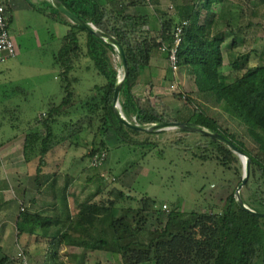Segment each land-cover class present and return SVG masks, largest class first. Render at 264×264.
Wrapping results in <instances>:
<instances>
[{"label":"trees","instance_id":"obj_1","mask_svg":"<svg viewBox=\"0 0 264 264\" xmlns=\"http://www.w3.org/2000/svg\"><path fill=\"white\" fill-rule=\"evenodd\" d=\"M61 1L73 13L91 23L97 31L111 34L124 47L128 74L121 86L119 105L125 117L143 127L163 121H177L176 118L159 113L155 107L143 106L133 92L140 74L150 63L153 51L159 50L162 43L150 36L149 29L145 30L146 26L152 29V16L128 14L110 5L117 0ZM152 1L145 0L143 3L152 4ZM137 2L140 3L141 0H132L130 5L138 4ZM2 4L10 12L7 3ZM31 4L42 11L46 10L43 8L45 4L49 5L51 15L68 25L69 29L63 36L61 48L54 55L55 63L61 68L62 98L60 101L51 99L42 113L30 118L22 126L15 125L25 134V161L29 163L37 159V170L40 172L50 151L60 145L76 143L79 135L95 124L100 125L99 129L104 134L110 133L106 137L110 144L102 139L99 148L91 150L90 157L103 149L107 151L108 146L128 145L141 149L157 147L158 142L154 136L161 135L165 130L132 129L116 114L114 93L118 78L124 75V71L119 72L112 60L111 53H118L115 46L99 34L89 32L69 20L52 1ZM204 7L203 4L196 9L193 0H182L175 16H168L156 9V13L160 14L159 37L164 40L170 38L178 24L188 21L178 50L181 68L192 75L194 68L200 70L205 90L215 96L216 102L222 104L226 113L246 128L256 147L249 149L244 141L239 140L230 130L221 128L217 120L199 106L194 107V114L186 123L221 133L245 153L249 159V177L243 190L250 193V197L246 198L241 193V198L251 209L264 214V63L250 67L248 57L244 55L231 63L239 75L227 78L221 72V45L225 38L209 36L207 25L200 21ZM163 16L166 18H162ZM83 60L92 62L100 79L90 86L88 94L76 100L71 82L78 80L76 77L70 79L69 76ZM243 69L244 72H240ZM177 94L179 98H185L183 94ZM187 100L192 102L191 98L187 97ZM200 135L204 141L197 142L194 146L201 151L195 157L203 160L211 158L226 168L239 161V154L227 145L206 134ZM143 154L146 155L147 152ZM124 173L125 171L117 175V178L121 179ZM110 193L115 196L114 200L108 198L96 201L88 198L80 203L76 217L70 220V230L81 233L78 237L70 232L61 233L60 230L50 235L55 220L25 210L21 212L17 223L18 232L33 234L39 229L42 238L50 239L43 264L63 263L60 255L63 243L76 245L85 251H108L129 264H187L188 260L192 261V257L193 264H264V216L241 207L235 192L228 194L220 212L192 211L182 218L180 212L171 210L165 227H157V234L149 242L140 238V221H130L127 217L128 213L135 211L132 207L128 208V213L119 217L118 202L132 200L133 195L118 188ZM139 200L141 205L136 213L148 212L141 216L142 221H147L150 213L156 214V219L163 214L155 199L144 195ZM178 218L179 229L174 232ZM0 264H15V261L10 256H3Z\"/></svg>","mask_w":264,"mask_h":264},{"label":"rangeland","instance_id":"obj_2","mask_svg":"<svg viewBox=\"0 0 264 264\" xmlns=\"http://www.w3.org/2000/svg\"><path fill=\"white\" fill-rule=\"evenodd\" d=\"M32 1L40 4L51 0H17L13 6L10 31L17 46V54L0 65V68H5L0 69V125L5 122L3 126L7 123L24 125L27 120L42 113L51 99L56 98L60 101L63 96L61 68L55 63L54 55L61 48L63 36L68 32L69 26L51 15L49 5L45 4L43 8L46 10L42 11L37 8L38 6H32ZM131 1L117 0L110 5L128 14H135L138 12L136 7L141 6L145 0L135 5H130ZM179 3H182V0H153L148 10L153 12L158 8L160 12H165L168 16H175L173 14ZM171 5L173 8L170 7ZM159 18H156L158 24ZM151 27L152 29L146 26L145 30L149 29L150 36L159 41L160 37L156 28L158 25L155 26L156 29L153 25ZM111 57L119 72L122 73L124 69L118 53H111ZM166 63L169 68L167 60ZM96 73L92 62L83 60L78 69L70 74V79L76 77L78 80L71 82L76 100L88 94L87 90L90 86L100 79ZM180 74L182 90L191 95V97L189 95L186 98L181 97L183 104L180 112L182 115H185L188 110L185 105L191 110H194L196 105L205 111L210 109L212 111L209 113L215 116L221 128L230 130L239 140L244 141L249 149L256 147L246 128L226 113L222 109V104L203 97L200 101L193 102V77L189 76L186 71L184 76L183 70L182 73L180 71L179 77ZM187 97L191 98V103L188 102ZM142 105L151 108L152 104L146 99L142 101ZM152 107H155L159 113L180 121V117L178 118L173 113V109L162 102L157 101L156 106L152 105ZM99 128L100 125L95 124L83 131L76 139L74 144L76 160L61 157V154L69 153L70 148L66 144V147H60L55 153V160L52 163L57 162L60 165L57 171L65 177L61 184L73 183V186L83 189L85 193L97 191L96 195L99 197L97 201H105L108 198L114 200L115 196L110 193L114 188L123 189L133 195L132 200L118 202L119 217L128 213V208L132 207L135 211L131 210L132 213H128L127 217L130 221L133 219L134 222L140 221L138 222L142 226L140 238L145 242H149L157 234L155 231L157 227H165L167 215L171 210L180 212L182 218L192 211L203 213L222 211L228 194L232 192L236 194L242 182L245 167L240 155L239 161L233 162L230 168L223 167L211 158L203 160L195 157V154H200L201 151L194 146L197 142H203L204 138L199 132L181 131L179 128L166 129L161 135L154 136L158 145L152 149H141L128 145L108 146L105 163L99 167H91L89 155L91 150L98 149L102 139H106V142L110 144L106 138L110 133L104 134ZM145 151L146 155L143 154ZM78 168L79 172L76 171ZM62 169L63 171H60ZM123 171L125 173L121 179H118L117 175ZM243 188L240 195L243 193L246 198L250 197V193ZM144 195L155 199L157 207L162 208L163 214L159 219H156V214L150 213V218L144 222L141 216L148 212L136 213V209L141 205L139 199ZM179 222L180 218L175 222L174 232L178 231ZM10 238L17 242L20 238L22 241V237L18 236L15 231L12 232ZM126 238L129 239V237ZM44 245L41 254L39 252L32 258L33 260L30 256L28 257L30 264L44 263L49 242ZM62 249L64 246H61ZM66 252L60 251L62 264H129V262L124 263L125 259L108 251H88V256L83 257L84 254H82L77 260L67 255ZM14 261L16 264L15 258ZM187 264H193V257L192 261L188 260Z\"/></svg>","mask_w":264,"mask_h":264},{"label":"crops","instance_id":"obj_3","mask_svg":"<svg viewBox=\"0 0 264 264\" xmlns=\"http://www.w3.org/2000/svg\"><path fill=\"white\" fill-rule=\"evenodd\" d=\"M2 2L7 3L10 8L11 27L12 10L17 0H0V3ZM193 2L196 9L203 4L205 6L202 9L200 21L207 25L209 36L218 35L225 38L221 45L223 55L221 72L227 78L232 79L237 74L239 75L231 63L235 59L238 61L244 55H247L250 67L264 63V0H193ZM151 5V3L145 2L141 6H137L138 12L135 14L152 15L151 23L154 22L152 25L154 29L157 28L158 33L159 24L157 22L158 15H156L158 8L151 12L148 10ZM156 7L159 6L156 5ZM170 7L173 8L172 5ZM176 14L177 10L173 15ZM155 23L158 25L156 28ZM0 69L4 70L5 68ZM182 70L185 76V71L187 73L188 71L181 68V73ZM194 70L193 75L188 73L193 77V102L200 101L201 97L216 102L215 96L205 90L200 70L198 68H194ZM244 70H240V72H244ZM178 78L181 83V74ZM171 80L172 76L166 63V55L157 49L153 51L149 65L140 74L133 92L141 104L146 99L154 106L157 101L162 102L165 106L173 109V113L178 118L180 117V121L187 122L192 118L194 110L185 105L188 110L185 115H182L180 112L183 104L181 98L169 90ZM167 83L169 84L167 85ZM182 93L185 98L188 95L191 97L184 90ZM210 111L212 110L209 109L206 112L216 119L213 114L209 113ZM4 121L6 120L4 119ZM3 123L0 125V258L10 256L16 259L19 251L22 250L27 257L30 256L32 259L39 252L40 254L43 252L44 244L50 242V239L42 238L39 229L33 234L26 232L19 234L17 223L20 220L22 206L25 207V211L31 214H39L55 220L51 226L50 235L60 230L61 233L70 232L74 237H78L81 233L77 230H70V220L76 217L82 201L88 198L97 201L99 197L96 195L97 191L85 193L83 189L73 186V183L61 184L65 177L57 171L60 169V165L57 162L54 164L52 162L55 160V153L58 149L66 147L65 145L57 146L53 151H50L46 157V164L38 172L37 159H33L29 163L25 161L23 155L24 132L17 129V126L12 123H7L6 126H3L5 125ZM74 144L68 145L70 148L68 154H61L63 159L76 158ZM76 171L79 172V168ZM13 231L22 237V241L20 238L18 242L10 238ZM62 246L64 249L61 251L63 253L67 251V255L75 257L76 260L82 254H84L83 257L89 255L88 251L76 245L63 243Z\"/></svg>","mask_w":264,"mask_h":264},{"label":"water","instance_id":"obj_4","mask_svg":"<svg viewBox=\"0 0 264 264\" xmlns=\"http://www.w3.org/2000/svg\"><path fill=\"white\" fill-rule=\"evenodd\" d=\"M52 3L54 4V6L61 11L66 17H68L72 22L74 23H78L80 26L84 27L85 29H87L89 32H93V33H97L100 36H102L103 38H105L108 42H110L111 44H113L118 52V55L122 61V66L124 69V75L120 76L118 78L117 84H116V89H115V93H114V106L116 109V114L117 116L120 118V120L128 127L132 128V129H137V130H141V131H158V130H166V129H171V128H179V129H187L189 131H195V132H199L202 134H206L212 138H215L217 140H219L220 142L224 143L225 145H227L230 149H232L233 151H235L236 153H238L240 155V157L243 160L244 163V167H245V173L243 175L242 178V182L239 184L237 191H236V197L237 200L240 204L241 207H243L244 209L248 210L251 213L257 214L259 216H264V214L262 213H258L256 211H254L253 209H251L249 206H247L240 195V191L241 189L245 186L248 177H249V159L247 158V156L245 155V153H243L240 149H238V147L229 139H227L224 135H222L221 133L218 132H214L199 126H194L191 125L189 123L186 122H182V121H163V122H158V123H154L149 127H143V126H139L138 124L132 123L131 121H129L125 115L121 112V108L119 105V95H120V91H121V86L122 83L124 81V79L126 78L127 74H128V63H127V56L124 50V47L122 46V44L111 34L107 33V32H103V31H97L94 26L91 23L86 22L85 20H83L82 18H80L78 15H76L75 13H73L71 10H69L61 0H51Z\"/></svg>","mask_w":264,"mask_h":264},{"label":"built area","instance_id":"obj_5","mask_svg":"<svg viewBox=\"0 0 264 264\" xmlns=\"http://www.w3.org/2000/svg\"><path fill=\"white\" fill-rule=\"evenodd\" d=\"M151 1V0H147ZM188 24V21H184L178 24L173 30L171 37L167 39H160L161 45L159 46L160 51L166 55V60L169 64L171 74L173 76L169 90L173 93H182V88L179 81V73L181 66L178 59V50L182 42V34L184 26ZM163 40V41H161ZM17 54V46L13 39L10 31V12L7 7L0 3V64L9 58L15 57ZM107 160V151L105 149L96 152L90 158L91 167H99ZM166 208V205H164ZM25 207H21V211H24ZM16 264H30L28 257L24 251H19L16 258Z\"/></svg>","mask_w":264,"mask_h":264},{"label":"clouds","instance_id":"obj_6","mask_svg":"<svg viewBox=\"0 0 264 264\" xmlns=\"http://www.w3.org/2000/svg\"><path fill=\"white\" fill-rule=\"evenodd\" d=\"M181 94H183V93H181Z\"/></svg>","mask_w":264,"mask_h":264}]
</instances>
